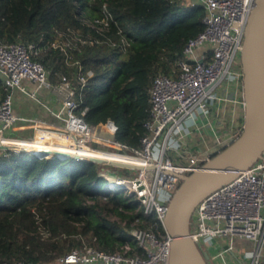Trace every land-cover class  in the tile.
Instances as JSON below:
<instances>
[{
	"label": "trees",
	"instance_id": "1",
	"mask_svg": "<svg viewBox=\"0 0 264 264\" xmlns=\"http://www.w3.org/2000/svg\"><path fill=\"white\" fill-rule=\"evenodd\" d=\"M204 14L202 3L187 0H0V35L25 44L69 40L63 51L33 57L52 76L62 71L73 79L76 111L86 122L112 117L117 139L140 149L149 87L160 73L176 76V61L185 42L203 29ZM104 17L105 26L94 21ZM88 70L81 88L77 74ZM4 95L0 80V99ZM111 166L0 150V264H50L80 245L81 237L107 251L125 241L134 246L129 230L147 228L154 216L122 191H103V170Z\"/></svg>",
	"mask_w": 264,
	"mask_h": 264
},
{
	"label": "built area",
	"instance_id": "2",
	"mask_svg": "<svg viewBox=\"0 0 264 264\" xmlns=\"http://www.w3.org/2000/svg\"><path fill=\"white\" fill-rule=\"evenodd\" d=\"M205 6L203 29L189 38L176 61V76L160 73L149 87V115L144 122L145 134L141 137V148L135 149L117 139L119 126L112 117L86 122L77 114L80 101L73 79L64 72H54L33 56L51 48L65 50L70 41L54 40L41 43L42 38L27 44L10 42L0 35V76L5 95L0 99V144H12L18 139L29 142L41 139L47 144L38 156L64 158L57 152L67 153L66 158H100L103 163L110 159L92 156L90 152H110L115 156L138 155L145 162L138 174L103 170L108 180L105 192L122 191L132 197L145 215L154 220L147 228L134 227L129 230L135 245L129 241L112 251L93 246L81 237L75 246L50 264H168L172 236L164 226L167 201L180 182L178 174L194 170L204 160L190 159L188 163H177L169 151L181 152L182 139L191 122L199 116H207L217 100H227L219 95L217 87L238 78L242 83L240 50L247 17L255 0H201ZM94 21L107 24L106 18ZM94 25V24H92ZM84 41V40H82ZM209 44L197 53V49ZM71 56H66L70 65ZM92 74L91 70L78 73L80 87ZM23 80L38 87H46L59 101L58 109L52 111L56 122L37 117H23L13 109V92L29 93ZM87 108L81 110V114ZM28 129L29 138L13 136L11 133ZM46 135L51 140H46ZM234 137V136H233ZM58 150L53 147H59ZM37 151V150H36ZM126 163L123 161H119ZM128 164V163H126ZM129 171V166H125ZM161 226V228L159 227ZM190 235L200 250L217 249L215 257L223 259L233 249V239L251 240L253 247L248 264H264V153L261 158L239 173L229 182L209 192L195 206ZM219 238V239H216ZM226 264L225 262H223ZM8 264H36L16 260Z\"/></svg>",
	"mask_w": 264,
	"mask_h": 264
},
{
	"label": "water",
	"instance_id": "3",
	"mask_svg": "<svg viewBox=\"0 0 264 264\" xmlns=\"http://www.w3.org/2000/svg\"><path fill=\"white\" fill-rule=\"evenodd\" d=\"M243 124L237 134L213 151L199 166L180 173L179 184L167 201L164 226L172 236L168 264H209V254L200 250L190 235V223L196 204L209 192L232 180L264 153V0H255L247 17L240 50ZM0 150L45 154L30 147L0 144ZM56 154L66 158L63 152ZM102 162L100 158L77 157ZM112 165L141 168L110 160Z\"/></svg>",
	"mask_w": 264,
	"mask_h": 264
},
{
	"label": "crops",
	"instance_id": "4",
	"mask_svg": "<svg viewBox=\"0 0 264 264\" xmlns=\"http://www.w3.org/2000/svg\"><path fill=\"white\" fill-rule=\"evenodd\" d=\"M187 1L201 3V0ZM207 47L210 45L207 44L196 51L198 53ZM23 84L29 93L14 90L13 109L15 114L56 122L52 111L58 109L60 103L54 98L51 91L46 87H38L27 80H23ZM217 89L219 95H225L227 100H217L210 108L209 115L199 116L195 122L190 123L188 132L182 139L181 152L175 151L173 158L169 155L175 162L184 164L188 163L191 158L197 161L204 160L240 130L244 117L242 83L238 78H233L227 83H221ZM16 132L22 135L30 130L23 129ZM252 247L251 240L234 238L233 249L226 252L223 259L215 257L217 249L210 248L208 250L209 264H224L223 262L226 264H248Z\"/></svg>",
	"mask_w": 264,
	"mask_h": 264
},
{
	"label": "bare ground",
	"instance_id": "5",
	"mask_svg": "<svg viewBox=\"0 0 264 264\" xmlns=\"http://www.w3.org/2000/svg\"><path fill=\"white\" fill-rule=\"evenodd\" d=\"M46 140H51V137H48L46 135V138H44ZM5 140H10V142L12 144L10 145H14V146H20V147H27L26 144H30L29 142H26V141H23V140H16V139H5ZM45 140H41V139H37V140H34L31 144H33V150H41V149H44L46 148V146H48L47 144H50V143H47V142H44ZM47 143V144H46ZM53 148H56L58 150H63L61 148V146L59 147H53ZM92 156H96V157H101V158H107V159H110V160H113V161H117V160H121L123 162H126L128 164H133V165H138L140 167L143 166V164L145 163L143 161V159L141 157H139L138 155H134V156H124V155H121V157H118V156H115L114 153H110V152H97V151H92L90 152Z\"/></svg>",
	"mask_w": 264,
	"mask_h": 264
},
{
	"label": "rangeland",
	"instance_id": "6",
	"mask_svg": "<svg viewBox=\"0 0 264 264\" xmlns=\"http://www.w3.org/2000/svg\"><path fill=\"white\" fill-rule=\"evenodd\" d=\"M13 97H14V96H13ZM11 134H12L13 136H17V135H19V136H21V137H23V138H29V137L32 135V131L30 130V132L22 133V135L19 134L18 132H13V133H11ZM169 155H171L172 158H173L174 155H175V151H173V150L169 151ZM110 168H111V170L115 171L116 173H123V174H127V173H128V176H129V177H134V176H136V175L138 174L139 169H140V168H136V167H131V166H129V169H128L129 171H125L126 169H125V166H123V165H113V166H111ZM109 217H110L112 220H118L117 216L114 215V214L110 215Z\"/></svg>",
	"mask_w": 264,
	"mask_h": 264
}]
</instances>
